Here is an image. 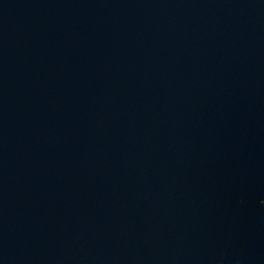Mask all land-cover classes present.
Wrapping results in <instances>:
<instances>
[{
    "label": "water",
    "instance_id": "1",
    "mask_svg": "<svg viewBox=\"0 0 264 264\" xmlns=\"http://www.w3.org/2000/svg\"><path fill=\"white\" fill-rule=\"evenodd\" d=\"M0 264H264V0H0Z\"/></svg>",
    "mask_w": 264,
    "mask_h": 264
}]
</instances>
